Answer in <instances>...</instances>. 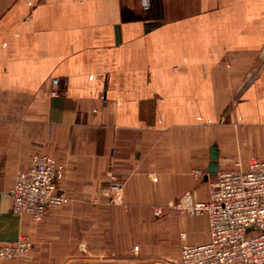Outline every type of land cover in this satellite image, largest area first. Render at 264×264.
I'll return each instance as SVG.
<instances>
[{"label": "crops", "instance_id": "crops-1", "mask_svg": "<svg viewBox=\"0 0 264 264\" xmlns=\"http://www.w3.org/2000/svg\"><path fill=\"white\" fill-rule=\"evenodd\" d=\"M213 147L264 159V0H0V244L36 239L12 264H179ZM36 153L70 197L39 223L10 195Z\"/></svg>", "mask_w": 264, "mask_h": 264}, {"label": "built area", "instance_id": "built-area-1", "mask_svg": "<svg viewBox=\"0 0 264 264\" xmlns=\"http://www.w3.org/2000/svg\"><path fill=\"white\" fill-rule=\"evenodd\" d=\"M143 2L149 5V0ZM57 87L58 79H54L53 96L58 95ZM64 175L65 166L54 157L34 154L10 191L12 213L40 222L50 208L69 203L70 197L62 189ZM121 190L114 182L102 193L114 195L116 200ZM183 209L207 215L210 239L200 244L183 243L179 264H264V159L252 160L247 170L238 162L235 168L219 169L210 199ZM31 247V240L24 235L5 241L0 244V260L24 258Z\"/></svg>", "mask_w": 264, "mask_h": 264}, {"label": "rangeland", "instance_id": "rangeland-1", "mask_svg": "<svg viewBox=\"0 0 264 264\" xmlns=\"http://www.w3.org/2000/svg\"><path fill=\"white\" fill-rule=\"evenodd\" d=\"M259 159H261V158H259ZM230 166H222V168H229ZM216 178H217V173L216 174H214V175H212V183L216 180ZM12 189V188H11ZM0 192H3V194L4 193H6V192H8V191H6V190H1L0 189ZM0 197H1V195H0ZM45 218V217H44ZM32 220V219H31ZM44 220V219H43ZM42 220V221H43ZM33 221V220H32ZM42 221H40V222H42ZM33 222H36V221H33ZM36 223H39V222H36ZM24 236H27V237H29V239L31 240V242H32V247H31V249H30V251H29V253L24 257V258H21V259H11V260H0V262L2 263V264H12V262H17V261H24V260H26L27 258H28V256L30 255V253H31V251L33 250V248H34V246H35V243H36V239L34 238V237H32L31 235H28V234H23ZM22 236V235H21ZM20 237V236H19ZM15 241V240H14Z\"/></svg>", "mask_w": 264, "mask_h": 264}, {"label": "water", "instance_id": "water-1", "mask_svg": "<svg viewBox=\"0 0 264 264\" xmlns=\"http://www.w3.org/2000/svg\"><path fill=\"white\" fill-rule=\"evenodd\" d=\"M219 170V165H218V150L216 147H213L211 149V154H210V164L207 170V176L210 174H216Z\"/></svg>", "mask_w": 264, "mask_h": 264}]
</instances>
